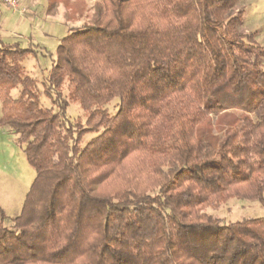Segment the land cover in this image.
Returning <instances> with one entry per match:
<instances>
[{"label": "trees", "instance_id": "trees-1", "mask_svg": "<svg viewBox=\"0 0 264 264\" xmlns=\"http://www.w3.org/2000/svg\"><path fill=\"white\" fill-rule=\"evenodd\" d=\"M239 1L96 0L51 53V106L24 65L44 46L0 38V124L36 171L11 226L0 205V264H264V216L208 212L264 203V49Z\"/></svg>", "mask_w": 264, "mask_h": 264}, {"label": "rangeland", "instance_id": "rangeland-1", "mask_svg": "<svg viewBox=\"0 0 264 264\" xmlns=\"http://www.w3.org/2000/svg\"><path fill=\"white\" fill-rule=\"evenodd\" d=\"M69 1L73 2V0ZM74 1H79L81 4V9L77 11V13L83 11L80 17L68 22L65 21V24H53L51 23L54 21L52 18H48L47 23L41 20L35 23L36 29L34 30L38 35L36 37L37 40L34 39L36 41L32 43L44 46L46 50L41 51L38 49L37 56H30L24 61L26 73L34 76L37 80L38 87L42 92L41 101L44 106L52 105L51 100L43 92L46 78L52 64L51 53H55L60 39L68 34L71 26L81 25L88 20L96 0ZM237 8L243 9V21L239 26V30L242 32L254 33L257 41L264 49V0H240L237 3ZM26 10V13L22 16H26L29 13L27 8ZM7 14L9 15L10 13L7 12ZM14 16L17 17L18 15ZM44 26L45 29L43 28ZM51 27H53L52 30ZM43 31L48 32L49 35H40ZM4 39L10 42L18 41L23 46H26L28 42L24 39H17L14 37H6ZM18 92L19 89H13L12 95L17 96ZM66 92L67 91H65V93ZM117 100L116 98V100H113L107 105L112 113H116L118 109ZM68 113L73 118L80 117L82 121L85 120L84 111L77 103H71L68 108ZM244 128L245 126L241 128V130ZM92 136L93 134L87 135L85 137V142ZM35 176L36 171L28 162L24 152V144L19 143L18 135L15 134L10 127L0 124V205L7 215L5 221L7 226H11V218L21 212L26 194ZM208 212L223 218L225 222L234 221L243 217H262L264 216V203L260 200L231 198L219 208L209 209Z\"/></svg>", "mask_w": 264, "mask_h": 264}, {"label": "crops", "instance_id": "crops-1", "mask_svg": "<svg viewBox=\"0 0 264 264\" xmlns=\"http://www.w3.org/2000/svg\"><path fill=\"white\" fill-rule=\"evenodd\" d=\"M21 2L29 11V13L26 16H22L18 13L15 14L11 12L0 1V38L4 39L6 37H14L17 39H24L25 41H28L26 43V46H28L33 41L37 40L36 37L38 33L34 29H36L35 23L38 20L47 23L48 18L49 19L52 18L54 19V21L51 22L53 24H61V23L65 24V19L63 17V13L65 12L64 5L60 6L59 8L60 11L58 12L57 16H48L47 8L49 5V0H21ZM7 12H9L11 15L10 14L8 15ZM14 15H18V16L15 17ZM43 28L45 29V26ZM52 29L53 27H51V30ZM40 35L48 36L49 33L43 31ZM40 50L43 51L46 49L40 48Z\"/></svg>", "mask_w": 264, "mask_h": 264}, {"label": "built area", "instance_id": "built-area-1", "mask_svg": "<svg viewBox=\"0 0 264 264\" xmlns=\"http://www.w3.org/2000/svg\"><path fill=\"white\" fill-rule=\"evenodd\" d=\"M2 4L13 13L24 15L26 7L22 4L21 0H0Z\"/></svg>", "mask_w": 264, "mask_h": 264}]
</instances>
